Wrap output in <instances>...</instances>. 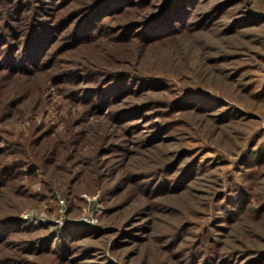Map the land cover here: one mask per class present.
<instances>
[{
    "label": "rangeland",
    "instance_id": "obj_1",
    "mask_svg": "<svg viewBox=\"0 0 264 264\" xmlns=\"http://www.w3.org/2000/svg\"><path fill=\"white\" fill-rule=\"evenodd\" d=\"M261 147L264 0H0V264H264Z\"/></svg>",
    "mask_w": 264,
    "mask_h": 264
},
{
    "label": "trees",
    "instance_id": "obj_2",
    "mask_svg": "<svg viewBox=\"0 0 264 264\" xmlns=\"http://www.w3.org/2000/svg\"><path fill=\"white\" fill-rule=\"evenodd\" d=\"M15 38L18 39V37H15ZM35 40L36 39L33 38V43H34V49H33V51L34 52H38V42L36 43ZM17 47H20L19 46V42L18 43L16 42V45L13 47V52L14 51H18V48ZM16 48H17V50H16ZM13 52L11 54H9V56L6 57L7 65L8 64H13V65L19 64V60H15L14 59V57H16V55ZM30 53H31V48H30ZM198 88H199V92H197V93H200V91H201V89H203V87H198ZM208 104H211V103L209 102ZM255 138L257 139L258 142L255 145L252 144L253 147H256L258 145L259 141H260V136L257 135ZM252 146H251V148H252ZM243 157H244V159H243V165H245L247 167L246 168L247 170L254 172V174H247V175H245V177L243 179H245V181H247L249 179H254L255 184H256V182H259L260 179H261V175H259V171H260V169H263L264 168V148L261 147L256 152L248 151L246 154H244ZM237 187L239 188V190H242V191L246 189L245 188V185H243V184H241L239 182H237ZM252 198L253 197L251 195V200H252ZM63 232H61V233H63ZM65 235L66 234L64 233L63 236H65Z\"/></svg>",
    "mask_w": 264,
    "mask_h": 264
},
{
    "label": "built area",
    "instance_id": "obj_3",
    "mask_svg": "<svg viewBox=\"0 0 264 264\" xmlns=\"http://www.w3.org/2000/svg\"><path fill=\"white\" fill-rule=\"evenodd\" d=\"M29 218L31 219L32 216H31V217L29 216ZM80 222H81V223H84V224H85V223H89V222H90V219H89L88 217H83V218L80 220Z\"/></svg>",
    "mask_w": 264,
    "mask_h": 264
}]
</instances>
